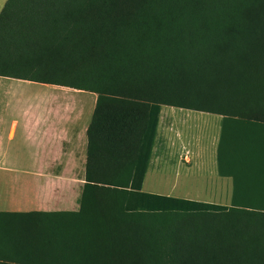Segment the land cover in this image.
<instances>
[{
  "label": "trees",
  "instance_id": "obj_1",
  "mask_svg": "<svg viewBox=\"0 0 264 264\" xmlns=\"http://www.w3.org/2000/svg\"><path fill=\"white\" fill-rule=\"evenodd\" d=\"M0 76L96 95L74 212H0V264H264V0H6ZM161 106L219 116L228 205L144 193Z\"/></svg>",
  "mask_w": 264,
  "mask_h": 264
},
{
  "label": "crops",
  "instance_id": "obj_2",
  "mask_svg": "<svg viewBox=\"0 0 264 264\" xmlns=\"http://www.w3.org/2000/svg\"><path fill=\"white\" fill-rule=\"evenodd\" d=\"M6 0H0V11ZM96 95L0 76V212H74L84 185L87 128ZM217 115L161 106L141 191L184 200H230L231 179L216 173ZM162 168L160 173L151 167ZM197 169V170H194ZM212 168L205 180L201 171ZM173 183L155 188L150 176ZM208 190L187 192L190 178ZM229 204V203H228ZM227 204V205H228Z\"/></svg>",
  "mask_w": 264,
  "mask_h": 264
},
{
  "label": "rangeland",
  "instance_id": "obj_3",
  "mask_svg": "<svg viewBox=\"0 0 264 264\" xmlns=\"http://www.w3.org/2000/svg\"><path fill=\"white\" fill-rule=\"evenodd\" d=\"M158 163V164H157ZM156 164L158 165V167H151L150 170L152 172L155 173H160L162 171V168L159 166V160L156 162ZM194 170H197L194 168ZM210 171H212V168H208L203 170V172L201 171V175H205V180H207L210 176ZM150 183L154 184L155 188H158V190L161 189V187L165 190L167 187H169L171 185V183H173V181L168 180V179H164L163 180V184L161 185L160 183V175H156V176H150ZM203 178H198L197 176H195V178H190L187 181L183 182V185L185 186V191L187 192H194V193H200L202 191H206L208 190V185L209 183H207L206 181H204ZM196 201H200V202H206V203H213V204H220V205H227L229 203L228 200H216V199H202V200H196Z\"/></svg>",
  "mask_w": 264,
  "mask_h": 264
}]
</instances>
